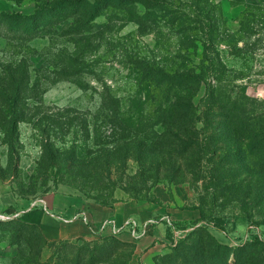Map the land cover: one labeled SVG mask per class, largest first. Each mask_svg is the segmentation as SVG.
I'll list each match as a JSON object with an SVG mask.
<instances>
[{
    "label": "rangeland",
    "instance_id": "374dc122",
    "mask_svg": "<svg viewBox=\"0 0 264 264\" xmlns=\"http://www.w3.org/2000/svg\"><path fill=\"white\" fill-rule=\"evenodd\" d=\"M65 1L72 0H0V15L65 5L29 24L0 18V224L34 225L23 216L43 209L40 200L49 209L50 200L71 196L86 207L137 201L151 206L157 219L197 210V226H170L166 253L196 227L233 252L248 234L246 243L264 241V173L228 175L244 182L237 194L213 180L220 174L215 163L232 166L230 152L245 143L218 125L219 106L208 104L213 94L243 103L250 115L264 113V0H163L150 9L132 0H98L96 15L85 18ZM147 12L141 29L137 16ZM207 66L212 72L194 99L202 118L199 142L209 148L197 175L186 166L189 155L182 147L177 152L176 138L162 139L166 131L157 122L168 102L183 95L165 76H193ZM107 97L119 114L113 128L102 116ZM14 112L24 117L16 130ZM17 201H24L23 212L13 209ZM37 234L36 228L1 226L0 264H40ZM53 253L46 246L41 262Z\"/></svg>",
    "mask_w": 264,
    "mask_h": 264
},
{
    "label": "trees",
    "instance_id": "16d2710c",
    "mask_svg": "<svg viewBox=\"0 0 264 264\" xmlns=\"http://www.w3.org/2000/svg\"><path fill=\"white\" fill-rule=\"evenodd\" d=\"M98 2V0H95ZM121 1V0H117ZM70 6L79 7L78 14L80 17H87L86 15L91 13L93 17L96 15V11L101 7V3L98 2V6L92 5L91 2L85 0H72L65 1ZM163 0H132L130 5L142 4L146 8L150 9L156 7V5L163 4ZM68 5V7H70ZM65 5L59 3V6H55L50 9H39L32 15H22V14H2L0 18H5L10 21V23H32L40 18V16L45 14L54 13L55 10L64 7ZM94 10H93V9ZM78 9V8H77ZM150 12H147L143 17L137 16L140 24V28L143 29V20H148ZM91 17V16H90ZM212 72L210 66L204 67L200 74H194L193 76H171L166 77L165 81L173 88H181V95L176 96L175 102L170 101L167 104L166 113L161 117L162 121L159 120L157 124H162L165 128L166 133H164L165 139L171 141L176 138L181 146H178V153L182 154L181 147L184 154H188L186 159V166L191 167L195 173L201 174L200 169L203 166L202 158L206 153H208L207 146H203L199 142V131L198 123L202 121V118L197 114V108L195 106V96L197 95V88L201 86L207 75ZM206 80V79H205ZM12 82L15 83L13 79ZM211 94V93H210ZM218 96L214 99V95L211 94L208 98V104L211 106L218 105L220 113L215 114V117L221 118L219 124L221 128L229 129L233 134L234 141L237 140L240 146L230 152L231 165H228L227 160H221L216 164L214 171H217L220 178H213L217 184L224 186L223 189L229 191L230 193H236L243 190L244 182H239L236 177L233 176L236 172L244 170H252L251 172L259 174L264 173V113L250 115L243 103H239L236 100L229 99L227 102H222L219 100ZM10 102H12L10 100ZM18 101H13V103ZM211 110V108H210ZM66 111L65 113H69ZM102 115L106 123L112 128L119 125V114H116V101L112 97H107L104 100ZM210 111H208L209 119ZM220 114V115H219ZM16 115V116H15ZM13 119V128L15 130L18 127L19 122H23V115L14 114L11 116ZM6 121V120H4ZM75 121V119L70 120L68 124ZM126 123L131 125V119H123ZM10 123V122H9ZM88 123V122H87ZM140 121V124H143ZM56 124V123H54ZM86 125V124H85ZM9 134V133H8ZM175 137V138H174ZM182 139V140H180ZM12 147V140L7 142ZM171 148V147H170ZM214 154V153H213ZM212 154V155H213ZM213 157V156H212ZM251 157V158H250ZM214 161V158L210 159ZM247 160V161H246ZM212 163V162H209ZM108 165L106 164L105 168ZM180 167V166H179ZM104 168V169H105ZM171 170L176 169V164L170 166ZM200 171V172H198ZM230 175V176H228ZM200 180L204 178H198ZM258 188V192L261 191ZM247 191V190H245ZM243 192V191H242ZM257 192V191H256ZM257 192V193H258ZM261 194V193H260ZM259 196V195H258ZM102 206H107L105 202H101ZM193 224L196 226L201 222L198 218L193 220ZM19 225L26 229L39 230V234L34 235V241L39 245V252L37 254L38 263L40 264H53L55 260L56 264H131L134 253L135 245L132 243L124 242L114 236H100L98 241H77V242H50L47 240L41 229L37 225H28L20 222H11L10 224H0L3 225ZM39 228V229H38ZM171 229L169 227L168 238L170 239ZM20 237L26 235L25 232L21 233L20 230L17 231ZM49 247L54 253L51 255L50 259L46 263L41 262V257L44 252L45 247ZM234 254V260L230 262L231 255ZM156 264H264V241L258 237H255L252 242L245 243L238 247V249L233 252L230 248L219 244L214 237L207 231L206 228L196 227L193 232L188 234L185 239L170 249L169 253L164 254L156 258Z\"/></svg>",
    "mask_w": 264,
    "mask_h": 264
},
{
    "label": "crops",
    "instance_id": "0c3cea01",
    "mask_svg": "<svg viewBox=\"0 0 264 264\" xmlns=\"http://www.w3.org/2000/svg\"><path fill=\"white\" fill-rule=\"evenodd\" d=\"M17 202V208L13 209L18 212L24 209L21 208L24 207V201ZM50 202L51 208L49 210L57 216L72 218L77 214L85 213L88 215L89 220L96 224L111 218L116 219L119 223L133 219L143 224L158 216L151 206L133 200L117 202L111 206L98 205L96 207L81 205L71 196H61L59 199L50 200ZM23 217L28 222L37 225L44 237L52 242L94 241L100 238L84 222L79 220L67 224L56 217L46 215L43 209L32 210L31 213ZM168 217L172 223L190 222L198 219L199 213L197 210H184L168 215ZM168 232L169 226L163 222L153 227L150 233L141 240H133L128 233L120 235L118 239L135 245V253L131 264H156V258L164 255L171 246Z\"/></svg>",
    "mask_w": 264,
    "mask_h": 264
},
{
    "label": "built area",
    "instance_id": "2783aa9c",
    "mask_svg": "<svg viewBox=\"0 0 264 264\" xmlns=\"http://www.w3.org/2000/svg\"><path fill=\"white\" fill-rule=\"evenodd\" d=\"M39 202L43 206L44 211L48 215L56 217L60 221L67 223V224H71V223H74L80 220L84 222L94 234L99 235V236H105L106 234H108L110 236L119 237L120 235L124 233H128L133 240L138 241L144 238L145 236H147L151 228L163 222L167 223L169 227L172 226L173 224L169 217L150 219L144 222L143 224H140L136 220H133V219L126 220L123 223H119L116 219L111 218V219L104 220L100 224H96V223L91 222L88 218V215L85 213L77 214L73 216L72 218H63V217L57 216L50 212L45 200H40ZM35 205L36 203L33 204V207ZM223 233L225 234L226 237L231 239L232 242L235 243V245H239L235 241L236 239H234L233 237L231 238V234H229L228 232H223ZM249 237H250L249 234L246 235L244 239V243H246L249 240Z\"/></svg>",
    "mask_w": 264,
    "mask_h": 264
}]
</instances>
